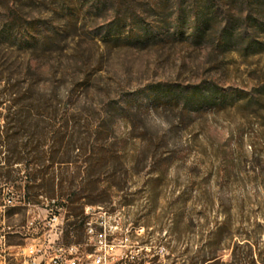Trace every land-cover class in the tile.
Returning a JSON list of instances; mask_svg holds the SVG:
<instances>
[{
    "label": "rangeland",
    "instance_id": "rangeland-1",
    "mask_svg": "<svg viewBox=\"0 0 264 264\" xmlns=\"http://www.w3.org/2000/svg\"><path fill=\"white\" fill-rule=\"evenodd\" d=\"M205 5L215 11L195 39ZM251 5L0 0V25L13 12L38 29L26 38L36 44L0 40V125L14 98L31 95L39 113L46 107L81 124L111 119L126 162V171L117 166L113 196L84 208L83 231L66 237L64 210L40 197L38 204L5 209L6 241L57 237L78 247L81 264L99 254L102 264H178L182 258L187 264L208 251L226 264H264V11H256L260 22L249 28L244 17ZM228 21L234 36L224 46L220 34ZM240 27L247 36L240 37ZM197 88L207 100L187 103ZM83 136L76 142L80 152L92 143ZM83 158L61 167L83 181ZM13 169V178L23 174V166ZM18 186L0 185V205L10 191L19 203ZM50 213L59 218L53 226Z\"/></svg>",
    "mask_w": 264,
    "mask_h": 264
},
{
    "label": "trees",
    "instance_id": "trees-1",
    "mask_svg": "<svg viewBox=\"0 0 264 264\" xmlns=\"http://www.w3.org/2000/svg\"><path fill=\"white\" fill-rule=\"evenodd\" d=\"M251 2L253 9L251 8L244 17V24L249 28L260 22L254 17L256 11L260 13L264 11V0ZM211 7L205 5L204 11L199 10L200 14L196 16L197 24L192 32L195 39H199L201 33L208 29V21L211 20L208 13L215 11L211 12ZM8 18H11L9 23L2 22L0 25V40H12L20 44L24 39L32 44L38 42L26 40L31 36L30 29L38 31L35 26L23 25L20 16L13 12ZM250 21L252 23H249ZM129 25V29L132 30L133 24ZM119 27L121 24H115V29ZM123 27L125 26L122 25ZM233 30L229 21L222 27L220 39L225 40L224 46H229L234 36ZM239 35L241 38L247 36V28L240 27ZM250 41L248 44L252 46ZM201 93L202 90L194 89L184 100L198 105L207 100ZM30 100L31 95L14 98L12 104L6 107L8 112L3 124L0 125V185L7 186L11 181L19 183V200L23 204H38L39 198L44 197L52 201L56 208L63 209L66 221L63 231L68 237L71 232L83 231L86 223L84 214L86 206L100 205L105 199L113 196L120 182L117 175L120 170L117 166H122L126 171V162L122 151L115 146L112 139L111 119L103 118L97 122L81 124L73 115H62L57 111L47 113L46 107L44 112H36L39 105L29 103ZM10 109H14L13 112H10ZM81 134H84L82 137L84 141L91 138L92 143L90 147L84 146L80 152L76 142L81 139ZM48 141L52 143L45 149V143ZM74 148L78 149L79 153L72 156L71 151ZM80 156L84 157L83 163L86 165L84 168L86 178L83 181L78 180V174L71 173L72 170L68 167H61L77 164V158ZM18 166H23V174L13 178L12 173L15 171L13 167ZM75 168L79 172L80 168ZM197 253L199 254V251ZM198 259L191 262L190 258L187 264H226L219 261L213 251L201 254ZM178 264H183V258Z\"/></svg>",
    "mask_w": 264,
    "mask_h": 264
},
{
    "label": "built area",
    "instance_id": "built-area-1",
    "mask_svg": "<svg viewBox=\"0 0 264 264\" xmlns=\"http://www.w3.org/2000/svg\"><path fill=\"white\" fill-rule=\"evenodd\" d=\"M10 194L0 205L2 220L5 218L6 208L23 204L20 200L17 203L13 199L11 191ZM58 220L55 213H50L47 224L53 226ZM5 229H9V226L0 224V264H81L80 252L76 245L63 246L57 242V237L49 238V235L42 240L37 237H25L24 241L26 242L11 244L6 241L7 231H4ZM103 243V240L99 238L98 244L102 245ZM91 256L86 255V257ZM104 259L103 254L95 255L89 264H102Z\"/></svg>",
    "mask_w": 264,
    "mask_h": 264
}]
</instances>
